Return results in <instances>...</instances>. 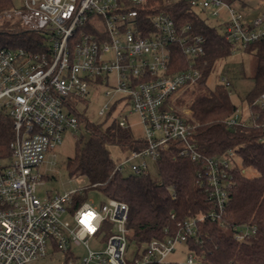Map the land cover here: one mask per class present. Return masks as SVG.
<instances>
[{
  "label": "built area",
  "instance_id": "built-area-1",
  "mask_svg": "<svg viewBox=\"0 0 264 264\" xmlns=\"http://www.w3.org/2000/svg\"><path fill=\"white\" fill-rule=\"evenodd\" d=\"M163 2L186 3L198 14L227 15L221 35L236 48L264 40V7L252 18L250 8L237 9L225 0ZM160 7V0H24L23 8L2 15L39 34L43 42L39 50H0V111L12 118L14 129L9 154L0 156V264H213L188 244L200 221L223 220L239 156L232 149L219 156L200 152L193 140L196 125L169 104L179 92L200 84L203 68L197 59L206 54L207 38L194 33L190 24L179 27ZM176 48L189 66L173 71ZM222 80L231 95L232 82ZM102 86L111 87L107 97L118 96L100 110L102 118L131 128L130 119L136 116L144 127L146 146L131 151L115 170L124 174L129 167L130 174H147L148 160L157 164L163 152L176 146L181 156L201 166L197 177L214 205L208 215L166 228L163 239L140 247L134 257H128L129 243L136 242L128 227L127 203L106 198L96 204L87 187L44 199L37 194L42 168L54 164L55 144L67 130L82 133L74 112L77 103ZM254 106L264 108V93L248 107L246 117L238 110L227 125L264 128V122L258 123L260 114L251 110ZM230 228L239 243L258 233L255 225ZM91 241L100 249L91 250ZM178 245L188 250L183 263L168 259ZM79 246L88 253L76 254Z\"/></svg>",
  "mask_w": 264,
  "mask_h": 264
},
{
  "label": "trees",
  "instance_id": "trees-1",
  "mask_svg": "<svg viewBox=\"0 0 264 264\" xmlns=\"http://www.w3.org/2000/svg\"><path fill=\"white\" fill-rule=\"evenodd\" d=\"M160 1L159 11L165 10L179 27L190 24L194 33L207 38L206 54L197 59L203 68L200 84L205 86L214 64L230 56L237 48L186 3L165 5ZM12 8V0H0L1 15ZM42 42L39 34L20 25L10 30L0 29V50L18 47L39 50ZM245 50L254 53L257 60L254 87L246 97L250 107L264 93V40L246 46ZM173 59L177 62L173 71L189 66L188 59L179 48L173 52ZM190 108L193 113L190 122L196 125L193 140L200 152L219 156L232 149L238 153L241 164L234 170L235 184L223 220L205 218L200 221L198 233L188 247L213 264H264V128L227 125L226 120L239 108L223 85L200 94ZM251 110L260 114L258 123H263L264 108L254 106ZM74 112L80 125L85 126L87 138L80 137L75 156L67 160L68 174L71 178H87V194L97 190L106 198L128 204V227L133 231L132 241L139 247L154 239H163L165 229H174L178 221L199 218L212 210L214 205L197 177L201 166L181 156L176 146L163 152L159 158L158 179L150 173L124 175L115 170L117 162L109 148L116 146L128 155L146 146L143 137H135L131 128H123L117 122L106 126L94 124ZM13 139V120L0 111V156L9 154ZM247 170L255 171L256 175H248ZM172 214H175V219H172ZM233 224L255 225L258 233L248 243H239L230 228Z\"/></svg>",
  "mask_w": 264,
  "mask_h": 264
},
{
  "label": "rangeland",
  "instance_id": "rangeland-1",
  "mask_svg": "<svg viewBox=\"0 0 264 264\" xmlns=\"http://www.w3.org/2000/svg\"><path fill=\"white\" fill-rule=\"evenodd\" d=\"M234 7L241 9L243 5H248L254 8V12L250 14L253 18L262 9L264 0H234L232 2ZM13 7L15 9H21L24 7V0H12ZM9 11V10H8ZM7 12V11H6ZM3 15V14H2ZM0 14V29L10 30L17 27V24L9 19L2 18ZM199 15L204 18L211 26L216 28V30L223 34L225 31L224 21L227 15L214 16L206 15L204 13H199ZM257 68V60L254 53L245 50V48H237L230 56L226 58L219 59L215 64L214 68L206 82V85L198 84L192 88L186 89L179 92L176 96L172 98L169 104L174 108V110L183 116L187 120H191L192 102L203 93L216 89L223 84V78L226 77L232 82L231 90L232 102L239 108V111L246 117L248 113V106L246 102L247 95L252 91L254 87V76ZM111 84L113 81L110 82ZM111 90L110 86H102L99 90L91 89L87 96V100H83L77 103V112L84 116L90 123L103 125H108L110 123L109 119L102 118L99 115L100 110L106 104H113L117 99V95L111 94L108 97L106 93ZM131 131L135 137L141 138L144 136V127L140 123L138 117L134 116L130 119ZM82 133H76L72 130H67L62 135L63 138L59 143L55 144L53 154L54 164H47L42 168V173L44 178L42 180V185L37 188V194L40 198L44 199L48 194L65 193L67 191L84 188L88 186V180L86 177L71 178L66 169L67 160L74 157L76 154V148L81 136L86 140L87 132L85 126L81 125ZM110 152L113 160L116 162H121L125 159L126 153L121 151L116 146H110ZM236 163L240 166V158L235 159ZM149 163V173L153 178L158 179V166L152 160H148ZM131 171L129 167H126L124 171L125 175L130 174ZM248 175L254 176L256 172L253 170H247ZM88 197L94 200L96 204H101L105 202L106 197L97 190H92L88 193ZM90 249L96 251L100 249L101 245L96 241H91ZM144 247V246H143ZM139 246L136 243H129L128 257H134L139 251ZM142 248V247H141ZM74 251L78 255H85L88 253L86 247H76ZM188 250L185 245H178L176 248V254H172L168 259L183 263L187 260Z\"/></svg>",
  "mask_w": 264,
  "mask_h": 264
},
{
  "label": "crops",
  "instance_id": "crops-1",
  "mask_svg": "<svg viewBox=\"0 0 264 264\" xmlns=\"http://www.w3.org/2000/svg\"><path fill=\"white\" fill-rule=\"evenodd\" d=\"M245 6V7H244ZM243 7L244 8H250L251 9V11L249 12V14H252V12H254V8H252V7H249L248 5H243ZM262 7H264V4L262 5Z\"/></svg>",
  "mask_w": 264,
  "mask_h": 264
},
{
  "label": "clouds",
  "instance_id": "clouds-1",
  "mask_svg": "<svg viewBox=\"0 0 264 264\" xmlns=\"http://www.w3.org/2000/svg\"><path fill=\"white\" fill-rule=\"evenodd\" d=\"M90 215H91V213H88V214L85 215V221L88 220V218L90 217Z\"/></svg>",
  "mask_w": 264,
  "mask_h": 264
},
{
  "label": "snow or ice",
  "instance_id": "snow-or-ice-1",
  "mask_svg": "<svg viewBox=\"0 0 264 264\" xmlns=\"http://www.w3.org/2000/svg\"><path fill=\"white\" fill-rule=\"evenodd\" d=\"M90 230H94V229H90Z\"/></svg>",
  "mask_w": 264,
  "mask_h": 264
}]
</instances>
